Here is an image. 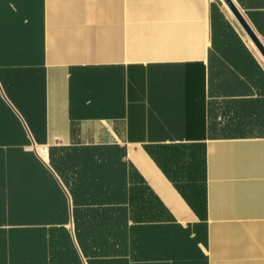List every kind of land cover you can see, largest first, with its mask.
Returning <instances> with one entry per match:
<instances>
[{"label":"crops","instance_id":"1","mask_svg":"<svg viewBox=\"0 0 264 264\" xmlns=\"http://www.w3.org/2000/svg\"><path fill=\"white\" fill-rule=\"evenodd\" d=\"M0 209L66 211L25 224L61 264H264V59L222 1L0 0Z\"/></svg>","mask_w":264,"mask_h":264},{"label":"trees","instance_id":"2","mask_svg":"<svg viewBox=\"0 0 264 264\" xmlns=\"http://www.w3.org/2000/svg\"><path fill=\"white\" fill-rule=\"evenodd\" d=\"M73 214L74 234L85 254V239L91 241V246L97 247L98 225L95 221L79 225L77 211ZM39 215L47 222L67 221L66 211L0 209V264L64 263L65 259L57 258L53 251L67 243L70 237L68 229L64 226L25 225L40 221ZM91 218H97V211H91Z\"/></svg>","mask_w":264,"mask_h":264},{"label":"water","instance_id":"3","mask_svg":"<svg viewBox=\"0 0 264 264\" xmlns=\"http://www.w3.org/2000/svg\"><path fill=\"white\" fill-rule=\"evenodd\" d=\"M222 3L226 6V8L230 11L233 18L237 22V24L240 26L248 40L254 45L256 50L259 52L261 57L264 59V44L259 39L257 34L254 32L252 27L249 25L239 8L236 6V4L233 2V0H221Z\"/></svg>","mask_w":264,"mask_h":264},{"label":"built area","instance_id":"4","mask_svg":"<svg viewBox=\"0 0 264 264\" xmlns=\"http://www.w3.org/2000/svg\"><path fill=\"white\" fill-rule=\"evenodd\" d=\"M40 152H43V150L41 149Z\"/></svg>","mask_w":264,"mask_h":264}]
</instances>
